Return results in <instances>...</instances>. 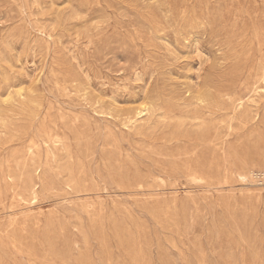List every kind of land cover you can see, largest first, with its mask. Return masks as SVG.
<instances>
[{
	"label": "rangeland",
	"instance_id": "374dc122",
	"mask_svg": "<svg viewBox=\"0 0 264 264\" xmlns=\"http://www.w3.org/2000/svg\"><path fill=\"white\" fill-rule=\"evenodd\" d=\"M0 264H264V0H0Z\"/></svg>",
	"mask_w": 264,
	"mask_h": 264
},
{
	"label": "bare ground",
	"instance_id": "6f19581e",
	"mask_svg": "<svg viewBox=\"0 0 264 264\" xmlns=\"http://www.w3.org/2000/svg\"><path fill=\"white\" fill-rule=\"evenodd\" d=\"M5 165H6V164H5ZM242 179H243V180H246V176H242Z\"/></svg>",
	"mask_w": 264,
	"mask_h": 264
}]
</instances>
